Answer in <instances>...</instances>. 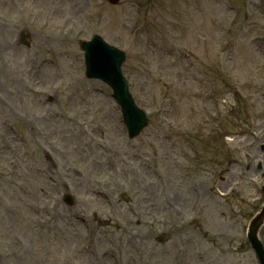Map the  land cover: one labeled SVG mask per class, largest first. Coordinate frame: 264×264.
<instances>
[{
	"label": "rangeland",
	"instance_id": "374dc122",
	"mask_svg": "<svg viewBox=\"0 0 264 264\" xmlns=\"http://www.w3.org/2000/svg\"><path fill=\"white\" fill-rule=\"evenodd\" d=\"M234 1L0 0V264H95L87 234L101 264H259L264 0ZM94 33L126 52L133 139Z\"/></svg>",
	"mask_w": 264,
	"mask_h": 264
},
{
	"label": "water",
	"instance_id": "95a60500",
	"mask_svg": "<svg viewBox=\"0 0 264 264\" xmlns=\"http://www.w3.org/2000/svg\"><path fill=\"white\" fill-rule=\"evenodd\" d=\"M81 47L85 50L87 75L101 78L113 87L115 97L121 104L129 134L131 137L137 135L147 125L148 118L145 111L136 105L129 91L128 80L123 73L125 52L107 43L99 34H95L91 40L82 41ZM263 220L264 208L261 214L252 221L249 234L261 264H264V246L258 238V230Z\"/></svg>",
	"mask_w": 264,
	"mask_h": 264
},
{
	"label": "bare ground",
	"instance_id": "6f19581e",
	"mask_svg": "<svg viewBox=\"0 0 264 264\" xmlns=\"http://www.w3.org/2000/svg\"><path fill=\"white\" fill-rule=\"evenodd\" d=\"M100 195H102L104 197V194L103 193H101ZM176 196H179V195H176Z\"/></svg>",
	"mask_w": 264,
	"mask_h": 264
}]
</instances>
